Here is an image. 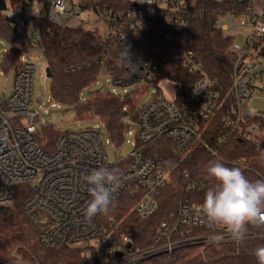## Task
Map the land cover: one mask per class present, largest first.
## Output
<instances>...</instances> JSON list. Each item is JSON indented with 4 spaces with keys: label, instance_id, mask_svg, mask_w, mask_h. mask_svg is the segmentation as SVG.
<instances>
[{
    "label": "built area",
    "instance_id": "built-area-1",
    "mask_svg": "<svg viewBox=\"0 0 264 264\" xmlns=\"http://www.w3.org/2000/svg\"><path fill=\"white\" fill-rule=\"evenodd\" d=\"M47 2L48 20L55 26H84L95 30L107 25L104 34L106 51L102 57L106 59L111 52L117 51L128 70V77L111 78L114 86L125 89L146 83L153 88L167 82L175 86L173 98L169 100L157 90L141 109L136 122L134 150L127 159L109 163L106 146L110 140H103L104 134L98 126L68 131L58 138L53 150L47 151L39 138L42 139L43 131L50 127L45 125L39 132L41 114L33 107L35 65L25 60L24 55L4 50V71H0V78L12 75L13 86L7 96L0 84V206L11 205L19 188L27 187L29 197L23 204V211L37 225L43 246L53 248L88 243L97 256L109 258L107 264H180L177 252L188 244L202 247L214 244L210 241L213 235L219 237V242H235L222 228L207 233L211 228L206 223L202 206L188 201L169 222L161 225L154 245L148 249H133L131 240L118 237L114 233V221H105L102 214L90 221L84 216L90 196L82 175L99 167L116 169L122 174L123 186L114 194L113 201L128 191L137 196L134 212L141 219L155 215L158 198L170 180V173L162 163L149 157L146 150L156 141L168 139L173 143L174 151L182 155L196 142H203L200 128L215 116L218 93L216 79L207 73L193 49L195 42L190 31V18L204 13L194 8L196 0H128L126 12L113 11L105 0ZM257 3L259 0H215L219 22H227L221 30L230 32L231 39L229 54L237 107L232 132L243 141H251L253 136L261 133L256 124L247 123L253 118L264 117L259 112L252 113L249 107L255 93L264 96V17L255 12ZM160 17L172 30L163 35L156 34L155 45L177 44L178 48L168 46L170 53L161 57L147 56L130 34H147L156 27ZM39 35L36 28L31 40L24 42L32 44ZM2 45L9 46L1 40L0 49ZM168 65L183 68L195 77L192 81L195 83L183 94H180L181 85L175 83L182 81L168 75L165 69ZM87 66L74 65L66 72L73 73ZM203 145L218 157L214 148L205 142ZM195 187L194 182L188 181L189 190ZM261 233H264V224L250 225L246 239ZM117 252L124 253L123 257L117 258ZM0 264L37 263L27 261L14 251L8 257H0Z\"/></svg>",
    "mask_w": 264,
    "mask_h": 264
},
{
    "label": "trees",
    "instance_id": "trees-1",
    "mask_svg": "<svg viewBox=\"0 0 264 264\" xmlns=\"http://www.w3.org/2000/svg\"><path fill=\"white\" fill-rule=\"evenodd\" d=\"M105 1L115 12H126L129 8L128 0ZM194 8L204 13L190 18V31L195 42L193 49L203 61L207 73L216 79L215 90L218 93L216 114L209 123L201 125L200 134L201 140L214 148L218 157L213 156L201 141L182 155L174 151L173 143L168 139H160L146 150L149 157L162 163L170 173V182L158 198L156 214L146 220L141 219L134 212L137 196L128 191L113 201L107 214H102L105 221H114V233L118 237L131 240L133 249L153 246L161 225L169 222L185 201L202 206L205 193L215 183L207 172L211 163L219 161L228 167H240L246 178L253 182L264 179V148L253 140L243 141L236 132H232L237 107L232 81L233 63L229 54L231 39L219 28V8L215 0H196ZM48 11L47 0H0V40L9 45L31 40L27 27L30 23L36 25L40 35L34 43L43 52L47 68L52 74L51 103L73 111L81 122H97L110 144L121 146L127 129L125 121L129 118L138 121L141 99L152 87L146 83L136 85L125 95L96 91L89 93L88 99L83 102V92L96 84L101 75L112 79L128 77L127 66L117 51L111 52L106 59L102 57L106 51L104 34L107 25L95 30H86L84 26L58 27L48 20ZM171 30L165 26V19L160 17L156 27L147 34H130V37L147 56L161 57L170 53L169 47L178 46L165 43L156 46L155 35H163ZM80 64L88 66L73 73L66 72L71 66ZM165 69L173 79L182 81L175 82L181 85L180 94L195 83L192 82L195 77L183 68L168 65ZM247 124H256L264 134L263 116L253 118ZM47 129L49 131L44 138H39V143L50 151L54 149L58 138L68 131ZM217 142L222 145L217 146ZM186 174L188 177H185ZM188 181L196 184L194 190L188 189ZM28 197L27 187H20L12 205L0 206V257H8L18 251L27 261L37 264H91L87 256L88 249L92 255L95 253L89 247L47 248L41 244L37 225L23 211V204ZM219 230L211 228L207 233ZM260 246H264V233L245 239L242 243L219 242L205 247L188 244L177 252V262L258 264L253 253Z\"/></svg>",
    "mask_w": 264,
    "mask_h": 264
},
{
    "label": "clouds",
    "instance_id": "clouds-1",
    "mask_svg": "<svg viewBox=\"0 0 264 264\" xmlns=\"http://www.w3.org/2000/svg\"><path fill=\"white\" fill-rule=\"evenodd\" d=\"M255 12L264 17V0L255 5ZM214 186L204 195L202 212L210 228L225 229L237 243L248 235V227L264 224V179L250 181L240 167H228L216 161L207 168ZM88 185L90 200L84 209V216L92 220L98 214H107L114 200V194L123 186L122 174L107 167L92 169L82 175ZM212 243L219 237H210ZM258 264H264V246L255 249Z\"/></svg>",
    "mask_w": 264,
    "mask_h": 264
},
{
    "label": "rangeland",
    "instance_id": "rangeland-1",
    "mask_svg": "<svg viewBox=\"0 0 264 264\" xmlns=\"http://www.w3.org/2000/svg\"><path fill=\"white\" fill-rule=\"evenodd\" d=\"M94 17V16H92ZM226 21L220 22L219 28H221ZM36 25L30 23L27 27V31L32 35V31L36 29ZM86 30H89L85 27ZM225 36H230V32L223 31ZM1 42V40H0ZM241 42V39L238 40ZM14 46H16V51H14ZM4 50L13 51L12 54L24 55L25 60L30 61L35 65V74H34V82H33V107L36 108L40 114L41 119L38 125L39 132L41 133L43 127L47 125L50 128H54L57 131H81L86 130L92 127H96L99 124L97 122H81L77 115L73 111H69L64 107L59 106L58 104L51 103V84L50 79L46 75V69L48 64L44 57L43 52L36 46L34 42L32 44L25 43L24 41L20 42L16 45H7L1 46L0 49V71H4L2 67V56L4 54ZM12 57V56H11ZM10 57V58H11ZM0 84L4 92L7 96H10L11 89L13 86V77L12 75H7L5 78H0ZM172 86V87H171ZM136 85L128 86L123 89L121 87H116L113 85L112 79L109 77H104L101 75L96 84L85 90L82 94V101L86 102L88 99L89 93L92 92H102V93H115L117 95H125L126 93L131 92ZM174 85H171L167 82H162L158 85V87H153L150 90H147L144 96L141 99L139 104L140 109L146 106L153 95L157 92V90L161 91L167 99L173 98V89ZM249 107L252 113L256 112H264V96L260 93H255L251 101L249 102ZM86 118V117H83ZM126 133L124 135V143L117 147L112 144H108L106 146V152L108 155V161L110 164H115L120 160L127 159L131 152L134 150L133 142L135 140V132H136V122L134 118H129L125 121ZM49 129H45L42 133L43 138L48 132ZM104 131V130H103ZM104 133V132H103ZM103 140H107L106 134H104ZM253 142L257 145L264 148V134L259 133L253 136ZM170 182V180H169ZM12 205V204H11ZM4 206H10V204H4ZM88 243L79 244L78 246L89 247ZM87 256L91 261V264H107L109 258L99 257L96 254L92 255L91 250L88 249Z\"/></svg>",
    "mask_w": 264,
    "mask_h": 264
},
{
    "label": "water",
    "instance_id": "water-1",
    "mask_svg": "<svg viewBox=\"0 0 264 264\" xmlns=\"http://www.w3.org/2000/svg\"><path fill=\"white\" fill-rule=\"evenodd\" d=\"M46 75H47V77H48L49 79L52 77V74H51V70H50V68H47V69H46ZM259 114L264 115V112H259ZM128 247L130 248L131 245H128ZM123 255H124V253H122V252H117V253H116V257H117V258H122Z\"/></svg>",
    "mask_w": 264,
    "mask_h": 264
}]
</instances>
